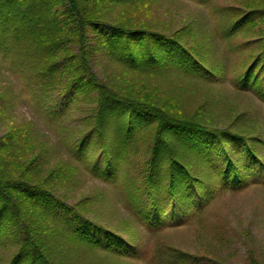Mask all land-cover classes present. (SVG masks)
<instances>
[{"label":"trees","instance_id":"16d2710c","mask_svg":"<svg viewBox=\"0 0 264 264\" xmlns=\"http://www.w3.org/2000/svg\"><path fill=\"white\" fill-rule=\"evenodd\" d=\"M99 1L121 4L135 0H93ZM90 12L85 0H0V45L6 40L25 39L34 46L39 54L36 59L43 64L35 65L42 88H53L49 81L61 67L68 74L61 89L85 101L95 97L93 116L85 119L80 138L66 148L72 164L83 159L93 175L114 182L117 170L135 151V134L141 137L151 130L153 135L146 145L148 157L137 174L139 185L133 179L126 195L134 209V220L151 228L180 223L178 219L187 213L192 214L182 222L199 215L215 192L244 187L249 183L246 176L257 179L258 172H264V152L258 149L261 138L254 143L244 131L206 123L198 118V112L192 116L180 114L175 106L147 93L144 84L134 83L128 75L99 78L92 71L88 57L101 51L127 72L173 74L192 83L220 82L225 76L223 66H211L189 47L181 33L185 30L166 34ZM254 12L261 14V20L264 5L246 12L240 7L223 10L222 15L233 18L221 37L235 36L245 26L253 30L257 25L252 20ZM87 29L93 33L91 45L85 37ZM62 32L65 38H59ZM260 32L258 51L232 81L240 89H254L264 103V30ZM72 41L78 42L79 53L50 61L58 48L67 49ZM19 166L15 168L17 173L22 170ZM4 169L0 167V172ZM253 171L256 175L250 174ZM42 172L38 166L33 170L34 179L15 180L9 190L0 182V248L8 238L15 247L7 264H65L56 251L63 249L62 239L105 250L111 256L133 254L137 249L135 239L88 218L83 207L67 204L60 195L40 186L42 183L35 179ZM32 206L39 212L43 236L37 234L35 225L29 228L27 224ZM7 228L14 237L5 236ZM171 253L176 261L183 255Z\"/></svg>","mask_w":264,"mask_h":264},{"label":"rangeland","instance_id":"374dc122","mask_svg":"<svg viewBox=\"0 0 264 264\" xmlns=\"http://www.w3.org/2000/svg\"><path fill=\"white\" fill-rule=\"evenodd\" d=\"M263 2L135 0L107 4L85 0L92 16L166 34L185 30L181 32L184 42L211 66L222 65L225 76L220 82L192 83L173 74L127 72L101 51L88 57L90 66L99 78L128 75L134 83L144 84L147 93L175 106L180 114L192 116L198 112V118L206 123L244 131L254 143L261 138L263 142L260 141L258 149L264 152V103L254 89H240L232 81L244 72L258 51L264 17L260 20L261 14L254 12L252 20L257 25L253 30L245 26L235 36L221 37L233 18L222 15L223 10L240 7L246 12L263 8ZM188 30L193 32L188 34ZM92 34L90 29L86 30L88 45L94 40ZM65 37L64 32L60 33L59 38ZM78 45L72 41L67 49L58 48L50 61L79 53ZM38 55L25 39L6 40L0 45V167L6 168L0 172L2 186L9 190L15 180L34 179L33 170L41 166L44 172L35 179L42 183L40 186L60 195L67 204L83 207L88 218L136 240L137 249L132 255L111 256L105 250L62 239L63 249L56 251L65 264H264V172L250 173L257 179L246 176L249 183L244 187L215 192L201 214L184 222L192 213L180 217V223L158 228L137 222L126 195L133 179L139 185L137 174L148 157L146 145L153 132H145L141 137L135 134V151L117 170L114 182L93 175L83 159L73 165L66 148L80 138L85 119L93 116L95 97L85 101L80 95H70L69 90L61 89L68 76L61 67L49 81L53 88L44 90L36 77L35 65H43L41 59H36ZM119 81L124 83L123 79ZM19 165L22 170L17 173L15 168H20ZM32 210L27 224L29 228L35 225L37 234L43 236L39 212L33 206ZM10 232L7 228L5 236L14 237ZM5 244L0 248V264H7L15 251L10 238ZM171 251L183 253L178 262L171 257Z\"/></svg>","mask_w":264,"mask_h":264}]
</instances>
